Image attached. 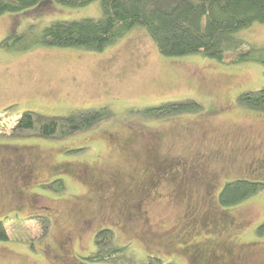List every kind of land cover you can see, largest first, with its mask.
<instances>
[{
  "label": "rangeland",
  "instance_id": "rangeland-1",
  "mask_svg": "<svg viewBox=\"0 0 264 264\" xmlns=\"http://www.w3.org/2000/svg\"><path fill=\"white\" fill-rule=\"evenodd\" d=\"M102 14L97 0L0 14V42L22 37L11 50L0 45V264H264V188L230 207L217 196L229 180L264 183V110L236 100L264 86L261 64L166 57L142 28L100 52L21 48L52 21ZM234 35L264 46V23ZM182 100L200 108L147 113ZM92 108L104 117L60 139L4 133L26 109ZM54 179L62 191L43 186ZM101 228L125 246L120 262L89 259Z\"/></svg>",
  "mask_w": 264,
  "mask_h": 264
},
{
  "label": "trees",
  "instance_id": "trees-1",
  "mask_svg": "<svg viewBox=\"0 0 264 264\" xmlns=\"http://www.w3.org/2000/svg\"><path fill=\"white\" fill-rule=\"evenodd\" d=\"M42 0H0V14L30 8ZM62 6H86L94 0H52ZM102 16L95 19L77 18L55 20L44 26L33 41H25L22 49L34 47L75 48L100 52L123 38L134 28L147 32L164 56L202 54L222 64L252 61L262 66L264 74V46H251L234 34L255 22L264 23V0H97ZM24 35V34H23ZM22 37L11 33L0 45L11 50ZM237 102L245 107L264 110V86L237 94ZM194 100L170 101L148 109L153 115H174L198 110ZM104 109H81L69 115H46L39 111L21 112L15 123L4 132L11 137L56 138L92 126L104 117ZM3 133V134H4ZM48 189L62 191L63 181L54 179L43 184ZM264 188V183L246 179L229 180L218 192V204L230 207L252 197ZM41 237L47 221L41 222ZM264 228V222L258 230ZM113 230L101 228L95 232L96 250L89 255L93 262L118 263L124 259L125 246L115 247ZM0 240H8L0 222ZM147 264L163 263L156 256Z\"/></svg>",
  "mask_w": 264,
  "mask_h": 264
}]
</instances>
